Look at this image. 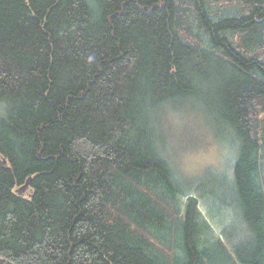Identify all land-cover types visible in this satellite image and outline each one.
Wrapping results in <instances>:
<instances>
[{
  "label": "trees",
  "instance_id": "16d2710c",
  "mask_svg": "<svg viewBox=\"0 0 264 264\" xmlns=\"http://www.w3.org/2000/svg\"><path fill=\"white\" fill-rule=\"evenodd\" d=\"M181 107L232 170L169 158ZM0 264H264V0H0Z\"/></svg>",
  "mask_w": 264,
  "mask_h": 264
},
{
  "label": "rangeland",
  "instance_id": "374dc122",
  "mask_svg": "<svg viewBox=\"0 0 264 264\" xmlns=\"http://www.w3.org/2000/svg\"><path fill=\"white\" fill-rule=\"evenodd\" d=\"M164 121L165 152L186 175L198 176L208 168L233 169L237 149H232L226 135L217 139L196 107L172 108Z\"/></svg>",
  "mask_w": 264,
  "mask_h": 264
},
{
  "label": "water",
  "instance_id": "95a60500",
  "mask_svg": "<svg viewBox=\"0 0 264 264\" xmlns=\"http://www.w3.org/2000/svg\"><path fill=\"white\" fill-rule=\"evenodd\" d=\"M31 178H28L25 182V184H23L22 186H20V188H18L17 193L18 194H22L24 192L27 191L29 184H30Z\"/></svg>",
  "mask_w": 264,
  "mask_h": 264
}]
</instances>
